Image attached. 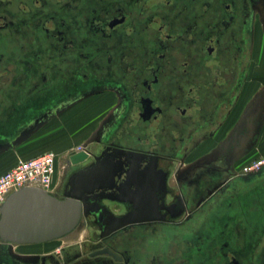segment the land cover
Masks as SVG:
<instances>
[{
	"label": "flooded vegetation",
	"instance_id": "1",
	"mask_svg": "<svg viewBox=\"0 0 264 264\" xmlns=\"http://www.w3.org/2000/svg\"><path fill=\"white\" fill-rule=\"evenodd\" d=\"M257 8L264 0H0V150L58 120L69 134L83 100L108 104L89 144L65 150L69 172L52 190L64 197L101 161L105 186L88 195L103 214L66 243L78 225L45 242L0 239V264H264V160L245 161L264 124V86L250 96L264 73ZM76 151L88 157L72 163Z\"/></svg>",
	"mask_w": 264,
	"mask_h": 264
},
{
	"label": "water",
	"instance_id": "2",
	"mask_svg": "<svg viewBox=\"0 0 264 264\" xmlns=\"http://www.w3.org/2000/svg\"><path fill=\"white\" fill-rule=\"evenodd\" d=\"M87 157L83 151L69 156L72 163ZM103 169L98 161L92 169L73 174L64 197L38 186H23L8 193L0 204V239L13 243L45 242L72 231L90 212L103 214V205L97 200L91 202L88 195L105 186L108 176Z\"/></svg>",
	"mask_w": 264,
	"mask_h": 264
},
{
	"label": "rangeland",
	"instance_id": "3",
	"mask_svg": "<svg viewBox=\"0 0 264 264\" xmlns=\"http://www.w3.org/2000/svg\"><path fill=\"white\" fill-rule=\"evenodd\" d=\"M263 13L264 12H262L260 8H257L254 10V16H253L254 26L253 27H255L254 29L258 31L262 27V30H260L259 33L261 34V38L263 40L262 51L264 54V23L262 20ZM254 66H257L256 62L254 63ZM256 75H257L256 82L254 83V86L251 87L252 89L250 91L251 99L252 98L254 99L255 96H257L258 88H260L261 86H264V73L263 75L256 73ZM104 102L105 101H102V100H96V98L93 97V99L88 102L87 101L85 102L83 100L77 104L75 112L73 114L75 115L74 116L75 118L71 120V126L74 127L75 129L72 128L70 130L71 132L67 134L68 139H69L68 146L78 147V146H85L89 144L90 142L89 137L91 136V132L93 131H94L93 133L97 132L98 127L101 123L100 120L104 116V112L107 109V107L102 109L101 104ZM62 123H64L63 120H61L60 124ZM84 126L86 127L85 130H84ZM58 133L64 134L63 131L58 132ZM45 134L49 135V133H45ZM26 145H28V143ZM249 147L251 150L249 151V154H247L245 158V161H247V165H250L253 161L264 160V124H263V128L261 129V131L259 130L257 131L256 136L254 137V141ZM42 148H43L42 151L44 152V151H49V150L55 151L54 149L56 147L53 148L52 143H49L46 141L45 143L43 142L42 147L41 148L39 147L38 149H42ZM12 152L11 151L10 152H0V168L13 164L15 161H17L18 158L29 157V156L41 153L39 152L36 154H30V153L17 154V153H14V152L12 153ZM67 158H68V154L65 152L63 154L58 155V166H57V173L55 175L54 189L62 186V184L64 183L66 179V174L67 172H69V169L67 172L65 170ZM0 171H2V169H0ZM84 236H86L85 222L81 220L78 224V227L75 233L72 236L65 238L61 242L66 243L68 241L74 240L73 238H81Z\"/></svg>",
	"mask_w": 264,
	"mask_h": 264
},
{
	"label": "built area",
	"instance_id": "4",
	"mask_svg": "<svg viewBox=\"0 0 264 264\" xmlns=\"http://www.w3.org/2000/svg\"><path fill=\"white\" fill-rule=\"evenodd\" d=\"M263 160L253 161L255 167ZM57 173V155L54 151H44L29 158H18L7 170L0 173V204L11 191L23 186H38L52 191Z\"/></svg>",
	"mask_w": 264,
	"mask_h": 264
},
{
	"label": "crops",
	"instance_id": "5",
	"mask_svg": "<svg viewBox=\"0 0 264 264\" xmlns=\"http://www.w3.org/2000/svg\"><path fill=\"white\" fill-rule=\"evenodd\" d=\"M101 106H102V109H104L105 107L108 106V104L104 102L101 104ZM57 122L60 124L61 120H58ZM58 125H55V126H58ZM55 126H54V129H53L54 131L52 134L46 135L45 132H43V133L38 134L37 136L30 138L28 140L27 139H19L20 141L18 144L19 145L18 148L16 147V145H13V146H10V147H7L5 149L0 150V152H10V151L12 152L13 151L14 153H17V154H22V153L36 154L39 152H43L42 151L43 148L42 149H38V148L39 147L41 148L43 145V142L45 143L47 141L49 143H52L53 148L56 147L54 149L55 150L54 152L57 154V166H58V155L63 154L65 152V150L69 147L68 146L69 145L68 144L69 139H68V136L66 133H64V134L56 133L55 132V128H56ZM72 128L75 129L74 127L71 126L70 130ZM85 128L86 127L84 126V130H85ZM27 143H28V145H26ZM32 156H34V155H32ZM18 157H20V156H18ZM29 157H31V156H29ZM29 157H21V158H29ZM13 164L8 165L9 167L8 166L3 167V168L1 167L0 169H2V171H0V173L7 170L8 168H10Z\"/></svg>",
	"mask_w": 264,
	"mask_h": 264
},
{
	"label": "bare ground",
	"instance_id": "6",
	"mask_svg": "<svg viewBox=\"0 0 264 264\" xmlns=\"http://www.w3.org/2000/svg\"><path fill=\"white\" fill-rule=\"evenodd\" d=\"M101 215V214H100Z\"/></svg>",
	"mask_w": 264,
	"mask_h": 264
}]
</instances>
